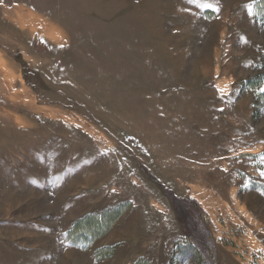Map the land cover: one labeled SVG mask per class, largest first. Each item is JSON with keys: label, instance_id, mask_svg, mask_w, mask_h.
Masks as SVG:
<instances>
[{"label": "rangeland", "instance_id": "1", "mask_svg": "<svg viewBox=\"0 0 264 264\" xmlns=\"http://www.w3.org/2000/svg\"><path fill=\"white\" fill-rule=\"evenodd\" d=\"M170 194L264 264V0H0V264H206Z\"/></svg>", "mask_w": 264, "mask_h": 264}, {"label": "trees", "instance_id": "2", "mask_svg": "<svg viewBox=\"0 0 264 264\" xmlns=\"http://www.w3.org/2000/svg\"><path fill=\"white\" fill-rule=\"evenodd\" d=\"M172 201L173 208L178 216V219L180 223L183 225V229L185 232H190L189 239L194 243L188 246V251H193L194 247L198 246L199 251L202 253V257L204 258V262L206 264H213V260L211 257L206 256V253L208 255H212L213 250L209 243V237H208V226L203 221L201 217L194 218L191 214L192 211V205L195 202H188L185 200H178L173 195H169ZM189 206V207H188ZM191 206V207H190ZM195 245V246H194ZM187 247V246H186ZM193 247V248H192ZM185 250V248H184ZM184 252H181L183 254ZM137 264H148L145 261H139Z\"/></svg>", "mask_w": 264, "mask_h": 264}, {"label": "snow or ice", "instance_id": "3", "mask_svg": "<svg viewBox=\"0 0 264 264\" xmlns=\"http://www.w3.org/2000/svg\"><path fill=\"white\" fill-rule=\"evenodd\" d=\"M190 3H199V0H189ZM200 7H212L211 4L203 3L199 4ZM249 8H251V5H248Z\"/></svg>", "mask_w": 264, "mask_h": 264}]
</instances>
